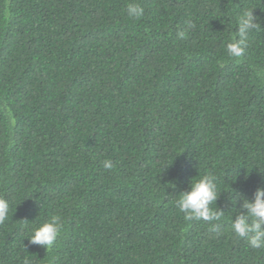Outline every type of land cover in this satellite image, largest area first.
Listing matches in <instances>:
<instances>
[{
    "label": "trees",
    "instance_id": "1",
    "mask_svg": "<svg viewBox=\"0 0 264 264\" xmlns=\"http://www.w3.org/2000/svg\"><path fill=\"white\" fill-rule=\"evenodd\" d=\"M205 174L223 216L185 220ZM258 187L264 0H0V264H264L231 226ZM53 215V248L30 244Z\"/></svg>",
    "mask_w": 264,
    "mask_h": 264
},
{
    "label": "clouds",
    "instance_id": "2",
    "mask_svg": "<svg viewBox=\"0 0 264 264\" xmlns=\"http://www.w3.org/2000/svg\"><path fill=\"white\" fill-rule=\"evenodd\" d=\"M144 14V9L139 3H129L127 5V15L133 19H139ZM191 25H189L190 27ZM260 27L257 18L253 15L252 9L244 11L237 20V30L231 42L226 45L228 56L239 59L244 56L247 48L248 34ZM187 33L180 31L179 38L184 39ZM239 37V39H237ZM105 169H112L114 165L111 161L105 160ZM219 191L217 178L211 174H205L198 179H193L191 189L187 192H180L176 207L184 213L185 220L219 221L223 216V211L210 205L216 201ZM244 212L238 214L232 220V230L237 237L246 239L253 249H264V188L258 187L251 201L244 199L242 203ZM9 202L0 198V224L9 218ZM63 222L57 215H53L49 220L41 223L32 229V234L28 238L30 244L42 246L45 250H51L57 241ZM25 264H28L25 261Z\"/></svg>",
    "mask_w": 264,
    "mask_h": 264
}]
</instances>
